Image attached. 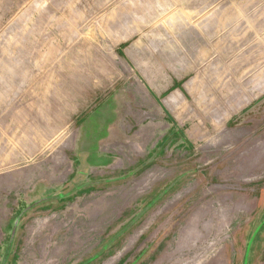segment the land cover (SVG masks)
Masks as SVG:
<instances>
[{
  "label": "rangeland",
  "instance_id": "374dc122",
  "mask_svg": "<svg viewBox=\"0 0 264 264\" xmlns=\"http://www.w3.org/2000/svg\"><path fill=\"white\" fill-rule=\"evenodd\" d=\"M0 264H264V0H0Z\"/></svg>",
  "mask_w": 264,
  "mask_h": 264
}]
</instances>
